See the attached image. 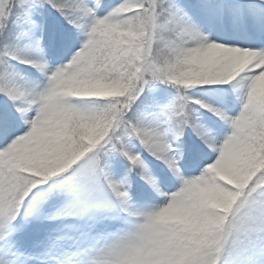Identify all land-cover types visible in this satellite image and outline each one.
I'll list each match as a JSON object with an SVG mask.
<instances>
[{"label":"snow or ice","instance_id":"snow-or-ice-1","mask_svg":"<svg viewBox=\"0 0 264 264\" xmlns=\"http://www.w3.org/2000/svg\"><path fill=\"white\" fill-rule=\"evenodd\" d=\"M0 264H264V0H0Z\"/></svg>","mask_w":264,"mask_h":264}]
</instances>
